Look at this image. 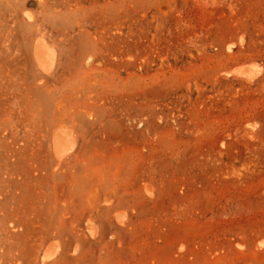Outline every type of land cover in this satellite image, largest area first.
I'll return each instance as SVG.
<instances>
[{
  "label": "rangeland",
  "instance_id": "374dc122",
  "mask_svg": "<svg viewBox=\"0 0 264 264\" xmlns=\"http://www.w3.org/2000/svg\"><path fill=\"white\" fill-rule=\"evenodd\" d=\"M249 62L264 0H0V264H264Z\"/></svg>",
  "mask_w": 264,
  "mask_h": 264
},
{
  "label": "bare ground",
  "instance_id": "6f19581e",
  "mask_svg": "<svg viewBox=\"0 0 264 264\" xmlns=\"http://www.w3.org/2000/svg\"><path fill=\"white\" fill-rule=\"evenodd\" d=\"M27 18H30L27 16ZM30 20V19H29ZM35 41V40H34ZM231 47L227 46V50ZM228 52V51H227ZM55 52L47 47L42 39H37L33 47V58L38 68L42 73L48 74L52 71L55 64ZM57 57V56H56ZM264 70V65H260L254 62L240 64L228 71H223V75L226 77L234 78L239 82L252 83ZM61 128V127H60ZM63 130V129H62ZM64 131V130H63ZM63 131L57 130L51 134V146L54 158L56 161L65 159L74 150V141L71 139L69 134H63ZM123 219V216H118ZM118 218V219H119ZM117 219V220H118ZM121 222V221H120ZM263 243H260L262 246ZM57 253V245L53 244L44 249L40 258L41 262L44 263L50 259H53Z\"/></svg>",
  "mask_w": 264,
  "mask_h": 264
}]
</instances>
